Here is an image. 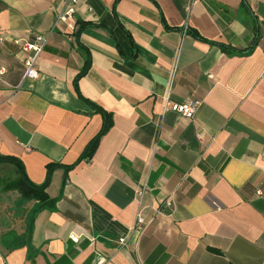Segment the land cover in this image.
<instances>
[{"label": "crops", "instance_id": "0c3cea01", "mask_svg": "<svg viewBox=\"0 0 264 264\" xmlns=\"http://www.w3.org/2000/svg\"><path fill=\"white\" fill-rule=\"evenodd\" d=\"M64 8L0 0V156L38 185L57 165L29 235L37 202L0 163V264H264V0H79V37ZM32 33L37 80L13 42ZM83 100L113 121L90 161L104 118Z\"/></svg>", "mask_w": 264, "mask_h": 264}, {"label": "built area", "instance_id": "2783aa9c", "mask_svg": "<svg viewBox=\"0 0 264 264\" xmlns=\"http://www.w3.org/2000/svg\"><path fill=\"white\" fill-rule=\"evenodd\" d=\"M79 0H65V8L61 14L57 16V21L65 23L72 31H77V24L75 23V14L77 12ZM48 36L40 33H32L26 39L14 40V44L20 48V52L23 55V78L37 80L39 78L38 61L43 54L47 44ZM3 42V38L0 37V43ZM1 52V47H0ZM178 66L175 65L173 74L177 72ZM5 73V69L0 70V75ZM201 106V102L198 100L188 101L182 104L166 102L164 106V113L173 112L181 117L187 119H194L198 109ZM145 194V188L138 192L139 199L142 200ZM148 222L144 216V209L141 208L137 214L136 224L133 231L141 234L148 226ZM74 239L75 236H72ZM125 239L120 240L121 245H125Z\"/></svg>", "mask_w": 264, "mask_h": 264}, {"label": "trees", "instance_id": "16d2710c", "mask_svg": "<svg viewBox=\"0 0 264 264\" xmlns=\"http://www.w3.org/2000/svg\"><path fill=\"white\" fill-rule=\"evenodd\" d=\"M77 31L75 32V35L77 37L80 36V34L83 32L84 28L86 26H84L83 24H79L77 23ZM224 50H227V48L223 47ZM253 48L249 49L246 53H250L252 51ZM83 105L85 108V112H87L89 115L91 114H95V113H101L103 115L104 118V124H103V128L100 132V134L98 136H96L86 147L81 160L83 161H90L98 146L99 143L101 141V138L103 137V135L105 133H107V131H109V129L112 127L113 125V121H112V116L111 114H109L108 112L104 111L103 109H101L100 107H98L97 105L88 102L86 100H83ZM0 163H6L9 165H12L18 175V178L7 184L5 189H17L21 192V195L24 199H26L27 201H35L37 202V206L36 208L31 212L30 216H29V235L33 230V222H34V218L37 215V213H39L42 209L46 208L47 205H52L54 204L53 200H49L47 194H46V189L47 186L49 184V179H50V174L54 171V169L57 167V165L55 164H50L48 166V178L47 180L43 183V184H34L32 183L26 176V172L25 169L22 165L21 162H19L18 160L14 159V158H10V157H1L0 156ZM76 165V164H75ZM75 165L71 166V167H65V170L68 171L70 169H72Z\"/></svg>", "mask_w": 264, "mask_h": 264}, {"label": "rangeland", "instance_id": "374dc122", "mask_svg": "<svg viewBox=\"0 0 264 264\" xmlns=\"http://www.w3.org/2000/svg\"><path fill=\"white\" fill-rule=\"evenodd\" d=\"M30 207H31V205L29 204V205H28V209H30ZM29 216H30V214H29ZM28 219H29V218H28Z\"/></svg>", "mask_w": 264, "mask_h": 264}]
</instances>
